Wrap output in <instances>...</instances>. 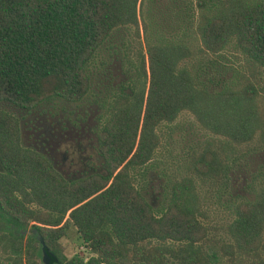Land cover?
I'll return each mask as SVG.
<instances>
[{"label": "trees", "instance_id": "16d2710c", "mask_svg": "<svg viewBox=\"0 0 264 264\" xmlns=\"http://www.w3.org/2000/svg\"><path fill=\"white\" fill-rule=\"evenodd\" d=\"M193 1L197 55H208L193 58L182 36L145 40L134 59L120 56L119 69L135 74H128L131 92L103 85L109 93L99 139L107 174L65 180L18 142L13 115L0 107V249L8 264H43L36 258L39 237L62 264H213L218 249L229 259L243 257L240 264H264V177L252 196L234 201L226 240L198 218L204 215L190 175L168 179L159 206L134 184L136 176L146 182L156 126L182 110L210 135L191 150L190 171L199 178L224 185L235 162L227 154L233 146L264 150V86L247 78L220 83L221 70L209 56L239 51L264 80V0ZM137 2L0 0V102L21 107L49 96L74 100L93 83L102 85L111 55L125 44L119 27L133 26L136 35L144 28ZM173 6L190 23L191 1ZM27 226L32 231L23 236ZM69 226L93 254L61 253L57 238Z\"/></svg>", "mask_w": 264, "mask_h": 264}, {"label": "rangeland", "instance_id": "374dc122", "mask_svg": "<svg viewBox=\"0 0 264 264\" xmlns=\"http://www.w3.org/2000/svg\"><path fill=\"white\" fill-rule=\"evenodd\" d=\"M190 1L192 5V18L190 23H185L184 15L178 12L179 10L175 8L176 6H173L175 3L180 5L181 0H139L136 5V12L139 21H144V28L141 30L139 26L138 35H136L133 26L126 28L119 27L118 35H125L123 38L125 44L119 49L120 52H115L110 57L108 70L111 74L104 71L103 76L100 78V81L103 82L102 85H95L93 83L91 91L94 92L97 88L100 89L99 92L103 90L107 93L103 85L108 87L114 78L121 76L116 71L119 68V64H121L120 56L122 54L125 56L128 54L131 59H134L138 49H144L145 40L153 41L161 36L170 38L182 36V39L192 46L193 58H203L208 55L207 53L197 55L199 54L197 52L198 40L194 32L196 8L193 4L194 1ZM209 56L216 59V70L222 71H220V76L218 78L220 83L241 84L244 83L245 78H247L252 81L254 85L258 84L264 86L262 75H259L256 71L258 68L254 65L247 64L245 56L239 51L225 49L213 55L209 54ZM189 59L193 60L191 58ZM125 72L132 77L135 75L132 70ZM107 76H109V80L105 81ZM119 78L122 81V77ZM95 79L96 77L93 76V80ZM217 82H212L213 88L217 87ZM129 83L130 81H128V78L123 83L124 91L128 93L131 92ZM90 92L85 96L90 94ZM82 99L78 98L66 101L75 103L76 101L82 102ZM63 100V98L58 96H49L42 98L37 101V103L41 104L47 101L56 103ZM6 105L13 113L18 130V142L20 143V123L19 119L16 117L18 108L16 109V106L12 104L0 102V107H6ZM155 132L158 136V143L153 150L152 156L144 164L147 174L146 182L141 184L143 181L140 182L139 176H136L134 179L135 186L140 189L141 193L148 201L154 206H159L165 194L166 181L168 179H179L180 177L190 175L196 187L199 209L204 215L198 216V218L211 227L210 231L212 236L226 240V233L224 231L225 221L232 216V205L234 201L241 197L252 196L254 188H256L257 184L261 182L264 177V150L259 148L247 152L241 151L239 147L233 146L227 154H233L235 162H233L228 172L229 180L223 185L219 180H214L213 178L208 179L207 177L199 178V176L194 175L190 171L189 158L191 150L196 149L197 146L210 136L208 132L199 127L190 112L182 110L171 121L159 123V125L156 126ZM218 140L221 139L216 137V141ZM195 153L196 152H194V154ZM242 157H244L243 160H241ZM31 231L30 227L27 226L22 231L23 236ZM57 248L67 258L75 254L82 258H86L93 254L88 250L85 243L82 242L73 226H69L65 232L57 238ZM218 253H221L219 249ZM219 254H217L218 257L213 264H240L244 259L241 256L229 259L228 256ZM4 256L5 253L0 249V264H8ZM41 256L40 252V255L36 258L42 263Z\"/></svg>", "mask_w": 264, "mask_h": 264}, {"label": "flooded vegetation", "instance_id": "af4514ba", "mask_svg": "<svg viewBox=\"0 0 264 264\" xmlns=\"http://www.w3.org/2000/svg\"><path fill=\"white\" fill-rule=\"evenodd\" d=\"M122 77L114 78L111 85L124 90L128 73L116 70ZM106 75V74H105ZM109 80V76L105 81ZM100 89L82 96V102L63 101L34 103L18 108L19 141L22 146L40 153L67 181L84 179L93 174L108 173L101 150L99 129L102 122L103 99ZM128 93V92H127ZM62 98V97H61ZM15 106V105H14ZM5 111L9 107L1 106ZM3 170L0 164V171ZM53 258H51V262Z\"/></svg>", "mask_w": 264, "mask_h": 264}, {"label": "water", "instance_id": "95a60500", "mask_svg": "<svg viewBox=\"0 0 264 264\" xmlns=\"http://www.w3.org/2000/svg\"><path fill=\"white\" fill-rule=\"evenodd\" d=\"M39 243H40V252H41V261L43 264H62L56 260V258L52 255V252L47 250L45 247L42 239L39 237L38 238ZM51 258H53V261L51 262Z\"/></svg>", "mask_w": 264, "mask_h": 264}]
</instances>
